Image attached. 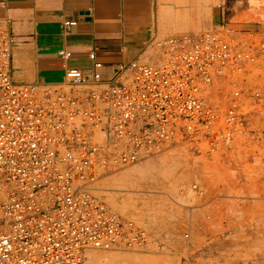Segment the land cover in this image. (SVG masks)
<instances>
[{
	"label": "built area",
	"instance_id": "built-area-1",
	"mask_svg": "<svg viewBox=\"0 0 264 264\" xmlns=\"http://www.w3.org/2000/svg\"><path fill=\"white\" fill-rule=\"evenodd\" d=\"M14 41L0 21V264L144 246L148 232L94 195L103 171L174 142L208 154L264 138L253 123L264 127V21L239 39L221 26L158 39L157 61L121 64L110 80L91 52L92 73L68 68L54 85L13 79Z\"/></svg>",
	"mask_w": 264,
	"mask_h": 264
},
{
	"label": "rangeland",
	"instance_id": "rangeland-1",
	"mask_svg": "<svg viewBox=\"0 0 264 264\" xmlns=\"http://www.w3.org/2000/svg\"><path fill=\"white\" fill-rule=\"evenodd\" d=\"M254 4L253 14L241 20L248 27L237 25L231 16L237 10L230 9L222 25L206 30L221 26L238 39L245 30L259 32L264 0ZM158 58L154 49L153 61ZM253 123L260 135L262 121ZM93 193L135 220L150 240L144 246L90 248L84 264H105L113 256L128 257L129 264H264L262 137L208 154L174 142L133 165L103 171Z\"/></svg>",
	"mask_w": 264,
	"mask_h": 264
},
{
	"label": "crops",
	"instance_id": "crops-1",
	"mask_svg": "<svg viewBox=\"0 0 264 264\" xmlns=\"http://www.w3.org/2000/svg\"><path fill=\"white\" fill-rule=\"evenodd\" d=\"M256 1L0 0V21L15 37L13 79L54 85L64 80L68 68L92 73L91 52L104 63L101 72L106 80L121 64L135 59L153 62L156 40L215 28L230 9L237 10L231 13L237 25L248 27L249 21L241 20L253 14ZM67 20L77 23L66 26ZM61 50L72 56L62 57Z\"/></svg>",
	"mask_w": 264,
	"mask_h": 264
},
{
	"label": "bare ground",
	"instance_id": "bare-ground-1",
	"mask_svg": "<svg viewBox=\"0 0 264 264\" xmlns=\"http://www.w3.org/2000/svg\"><path fill=\"white\" fill-rule=\"evenodd\" d=\"M95 252H91V255L93 258H98L99 254ZM131 260L128 257H121V256H113L112 261H107L105 264H129Z\"/></svg>",
	"mask_w": 264,
	"mask_h": 264
}]
</instances>
